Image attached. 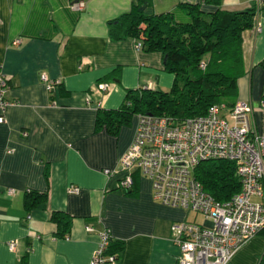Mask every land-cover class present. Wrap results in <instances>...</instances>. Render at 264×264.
Returning <instances> with one entry per match:
<instances>
[{"label":"crops","instance_id":"obj_1","mask_svg":"<svg viewBox=\"0 0 264 264\" xmlns=\"http://www.w3.org/2000/svg\"><path fill=\"white\" fill-rule=\"evenodd\" d=\"M82 1L85 8L76 10L74 0H0V68L8 78L7 98L15 102L0 124V264H91L106 230L123 246L119 264H177L171 225L189 221L190 211L155 199L150 179L138 171L128 191L119 188L124 172L104 173L120 168L134 137L138 113L121 109L129 91H169L175 75L161 52L136 49L135 38L110 36L109 23L140 0ZM218 1L149 5L152 13L171 12L180 22L190 19L185 5L205 12L257 8L256 27L243 33L235 99L252 105L251 126L264 133V0ZM42 73L62 81L53 97ZM101 82L110 89L99 91ZM72 185L80 192L71 193ZM10 188L17 193L8 195ZM29 196L36 205L29 206ZM56 212L71 217L65 236V222L51 219ZM263 257L260 231L229 264H262Z\"/></svg>","mask_w":264,"mask_h":264},{"label":"built area","instance_id":"obj_2","mask_svg":"<svg viewBox=\"0 0 264 264\" xmlns=\"http://www.w3.org/2000/svg\"><path fill=\"white\" fill-rule=\"evenodd\" d=\"M86 3L74 1L72 8L83 10ZM260 31V25L257 26ZM16 39L14 44H19ZM136 49L143 47L141 41ZM203 68L205 64L201 65ZM50 94H54L61 79L42 73ZM109 82H101L97 89L106 92ZM8 78L0 68V124L14 101L7 98ZM225 103L210 106L203 115L175 120L168 115L138 113L133 140L120 160V168L104 169L107 177L124 172L119 188L130 190L134 172L138 171L152 183L153 196L163 204L204 215L210 224L182 220L171 225L174 242L179 248L177 264H229L235 252L264 229V133L256 132L250 121L252 105L237 100L229 109ZM227 159L236 163L241 188L230 200L218 201L205 190L195 176V167L205 160ZM71 193L80 187L70 186ZM13 196L16 189H7ZM92 231V227H87ZM108 230L100 234V242L91 264H119L118 253H108L111 243ZM16 241L9 243L15 250Z\"/></svg>","mask_w":264,"mask_h":264},{"label":"trees","instance_id":"obj_3","mask_svg":"<svg viewBox=\"0 0 264 264\" xmlns=\"http://www.w3.org/2000/svg\"><path fill=\"white\" fill-rule=\"evenodd\" d=\"M149 4V0H140L130 11L111 21L110 36L114 40L135 38L142 42L145 51L161 52L165 69L175 75V81L169 91L149 88L130 90L121 109L182 120L206 114L214 104L226 103L231 108L236 103L243 33L256 27L257 8L205 12L200 5H185L190 9V19L180 22L171 12L152 13ZM61 86L62 83L60 89ZM98 121L102 123L104 118L100 116ZM195 176L205 190L221 202L230 200L241 188L237 166L232 160L202 161L195 167ZM36 200L30 201L29 196L27 202L29 206H34ZM40 207H45V203ZM51 219L59 226L65 222L66 228L61 230V234H69L70 216L56 212ZM122 249V244L112 238L108 253H118Z\"/></svg>","mask_w":264,"mask_h":264},{"label":"rangeland","instance_id":"obj_4","mask_svg":"<svg viewBox=\"0 0 264 264\" xmlns=\"http://www.w3.org/2000/svg\"><path fill=\"white\" fill-rule=\"evenodd\" d=\"M230 107L228 106L227 107V111H225L224 109L222 110V115L223 114H227L228 111H229ZM189 221H197L198 223L200 224H203L205 222V217L204 215L200 214V213H196V212H193V211H190L189 212Z\"/></svg>","mask_w":264,"mask_h":264}]
</instances>
